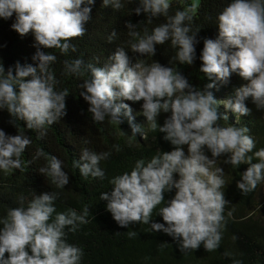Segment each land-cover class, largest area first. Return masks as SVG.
<instances>
[{"label":"clouds","instance_id":"obj_1","mask_svg":"<svg viewBox=\"0 0 264 264\" xmlns=\"http://www.w3.org/2000/svg\"><path fill=\"white\" fill-rule=\"evenodd\" d=\"M94 0H0V18L8 20L15 14L12 30L21 37L34 35L37 49L32 57L38 61L21 66L17 62L7 72L0 65V109L9 113L10 123L26 122L27 129L36 130L40 137L47 135L46 126L52 125L66 115L65 98L67 89L55 91L58 81L50 66L57 56L44 49H59L62 54L76 47L71 39L86 33L85 24L90 20L91 5ZM139 6L132 12L146 14L147 22L153 18L166 17V22L156 26L151 34L147 28L144 34L136 31L138 25L126 23L130 49L141 55H155L156 45L171 41L177 49L172 58L181 65H192L196 59L195 45L197 33L192 32L194 6H186L174 15H169L170 0H139ZM82 5H85L82 7ZM111 5L119 10L124 5L121 0H103V6ZM142 22V21H141ZM218 38L205 39L200 55L199 71L212 83L198 89L188 79L172 67L159 63L147 65L130 60L123 48H118L108 57L103 67L88 64L84 68L82 59L64 60V73L83 75L90 73L80 85V95L90 105L89 112L94 122H104L108 118L120 124L121 110L128 115L133 136L141 131L131 123V108L117 101H141L142 114L147 118L153 131L166 133L164 139L175 146L170 152L159 153L150 161L137 160L130 173L125 172L112 178L111 192H102L100 199L107 201L106 209L121 226L138 222L149 224L153 210L165 200V193L175 189V195L160 208L158 214L165 223H152L154 231H163L171 236L181 251L196 250L203 244L207 252L218 248L224 226V171L213 167L215 159L204 154L206 146L212 157L230 154L224 163L238 166L242 163L250 167L242 174L237 188L247 194L264 181V148L248 155L255 147L254 140L247 135V127L234 125L222 127L217 109L223 104L236 114L237 121L242 115H250L251 109L245 104L248 98L259 110H264V0H232L218 15ZM115 30L109 35L111 43ZM135 41V42H133ZM235 49V51H232ZM15 71V75H13ZM232 73H238L246 85L236 89L235 96L217 100L209 89L216 81L227 83ZM30 79H26L29 78ZM214 78V79H213ZM18 89V91L16 90ZM161 112L171 115L159 127L157 117ZM24 133L8 136L0 130V170L9 172L21 169V155L31 144ZM188 146V155L183 150ZM119 151V145H114ZM110 153H94L85 148L80 160L73 161V167L87 178H105V172L98 166ZM45 156L42 149L36 151L33 159ZM259 162L252 163L253 159ZM47 167L39 169L41 174L51 177L57 187L69 182L62 171V161L51 156ZM178 173L179 179L174 178ZM55 193L35 195L27 207L9 209L0 218V264H80L83 252L65 241L66 227L75 232L80 224L88 223V208L78 214L69 209L56 213ZM23 205L24 197H20ZM55 216L53 217V214ZM167 225V226H165ZM130 236L136 232H130ZM235 238V237H234ZM30 248L31 255L26 250ZM5 253L8 257L5 258ZM239 264V262H237Z\"/></svg>","mask_w":264,"mask_h":264},{"label":"trees","instance_id":"obj_2","mask_svg":"<svg viewBox=\"0 0 264 264\" xmlns=\"http://www.w3.org/2000/svg\"><path fill=\"white\" fill-rule=\"evenodd\" d=\"M231 2L232 0H200L199 6L194 8L192 32L189 35L199 30L196 36L199 43L195 45L196 59L192 65H181L172 59L177 49L171 47L170 40L156 45L154 56H143L131 51L129 40L132 38L128 35L126 23L138 25L135 30L143 35L145 28L151 34L156 26L166 22V17L161 16L153 18L149 24L146 14L136 15L132 12L139 6V0H121L124 7L119 10H114L111 5L104 7L103 0H94L90 6V20L85 24V35L70 41L76 47L75 52L70 49L67 54H62L59 49L41 48L42 51L57 56L56 62L50 68L58 81L54 90L59 92L67 89L69 93L65 98L66 115L46 126L47 135L40 137L36 130L27 129L24 121H17L18 127L14 126L10 123L12 118L7 110L0 109V130L8 136L24 133L32 141L21 155V169H13L7 173L0 170V218L6 216L9 209L27 207L35 195L55 193L56 213L73 209L82 214L88 208V223L80 224L75 232L70 230V226L64 229L66 243L80 248L83 252L80 264H264V198L261 196L264 181L255 190L243 194L237 188V183L241 181L242 174L250 164L232 166L224 163L230 154L213 158L206 146L203 149L204 154L209 159L216 160L213 167H220L224 171L225 183L221 191L228 202L223 212L225 219L221 229L222 238L216 250L207 252L201 244L196 250L181 251L171 236L163 231L152 230V223H165L158 212L174 197L175 189L164 194L165 200L153 210L149 224L133 222L127 227H121L106 209L107 201L100 199L101 193H110L113 186L109 181L125 172L130 173L137 160L143 159L147 163L160 152L174 150L175 146L164 139L166 133L152 130L142 114L143 100L117 101L126 103L131 108V123L141 129L135 136L129 116L124 115L123 109L120 124L108 118L104 122H94L89 112V103L80 95V85L89 78L90 73L85 71L79 76L64 73V60L82 59L85 69L88 64L103 67L110 55L118 48H123L129 57V66L137 60L147 65L157 62L179 71L190 84L200 89L213 82L199 71L204 40L218 38V15ZM186 6L193 4L190 0L171 1L169 15H174ZM14 21L15 14L8 20L0 18V65L3 64L6 72L17 62L21 66L38 64V61L32 59L37 51L34 47V35L30 32L21 37L11 28ZM113 30L116 36L109 43L108 37ZM248 82L238 73H232L226 84L216 81V86L209 91L218 101L234 98L236 89ZM245 104L251 109V114L240 116L238 121L236 114L220 104L217 111L221 117L227 115L228 120L221 119L218 123L222 127H247L249 131L246 134L255 142V147L248 155L254 156L256 151L264 148V110L257 109L251 98ZM170 115V112H161L157 117L158 126L162 127ZM114 145H119L120 150L117 151ZM182 147L187 156L188 146ZM85 148L97 154L110 153L98 165L105 172L103 180L91 176L85 178L78 168L73 167V161L80 160L81 151ZM38 149H42L45 156L33 159ZM51 156L62 161V171L69 177V182L64 187H57L52 183L51 177L39 172L40 168L48 166V158ZM256 162L259 161L254 157L252 163ZM174 178L179 179L178 173H174ZM21 196L24 197L23 205L20 202ZM2 228L3 225L0 224V229ZM130 232H136V235L130 236ZM26 250L31 255L30 248ZM7 257L8 253H5V258Z\"/></svg>","mask_w":264,"mask_h":264},{"label":"rangeland","instance_id":"obj_3","mask_svg":"<svg viewBox=\"0 0 264 264\" xmlns=\"http://www.w3.org/2000/svg\"><path fill=\"white\" fill-rule=\"evenodd\" d=\"M173 1V0H170V2ZM194 6V8H197L200 4V0H190ZM261 196L264 198V185H263V190H262V193H261Z\"/></svg>","mask_w":264,"mask_h":264}]
</instances>
